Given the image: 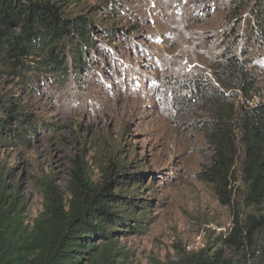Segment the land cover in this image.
I'll use <instances>...</instances> for the list:
<instances>
[{
  "label": "rangeland",
  "instance_id": "374dc122",
  "mask_svg": "<svg viewBox=\"0 0 264 264\" xmlns=\"http://www.w3.org/2000/svg\"><path fill=\"white\" fill-rule=\"evenodd\" d=\"M52 1L67 17L90 18L95 41L90 68L79 78L72 71L65 84L46 73L27 93L17 78L0 73V94L21 99L35 124L24 146H0V171L26 221L41 212L46 183L63 187L76 161L99 184L112 162L119 173L141 177L133 184L118 175L113 192L153 202L144 227L114 239L124 264H174L214 246L229 233L233 210L202 179L212 151L192 121L196 105L183 101L182 83L196 72L210 74L215 48L207 43L217 42L206 35L216 32L233 0ZM114 27L109 39L106 30ZM259 76L264 84V65ZM117 181L129 182L117 187ZM224 254L233 264H264V242Z\"/></svg>",
  "mask_w": 264,
  "mask_h": 264
},
{
  "label": "trees",
  "instance_id": "16d2710c",
  "mask_svg": "<svg viewBox=\"0 0 264 264\" xmlns=\"http://www.w3.org/2000/svg\"><path fill=\"white\" fill-rule=\"evenodd\" d=\"M63 8L52 0H0V73L17 78L27 93L43 74L65 84L72 71L78 77L81 69L90 68L94 22L80 15L67 17ZM117 30L108 28L107 37L114 39ZM212 31L206 35L217 42L207 43L215 48L207 64L210 74L187 76L183 101L196 105L192 121L212 151L202 179L214 183L218 198L232 207V225L214 246L174 264H233L226 248L264 242V84L259 76L264 65V0H233ZM34 128L21 99L0 94V146H24ZM119 172L109 162L99 184L76 161L63 187L46 183L42 210L27 222L17 206L16 190L0 171V264H124L114 239L144 227L153 202L139 203L120 189L113 192L118 175L133 184L141 178L140 173ZM129 181H117V187ZM231 182L236 185L232 191ZM95 239L106 241L94 245Z\"/></svg>",
  "mask_w": 264,
  "mask_h": 264
}]
</instances>
